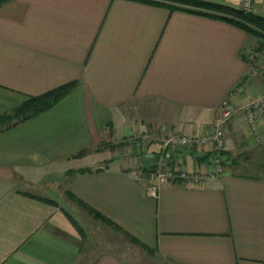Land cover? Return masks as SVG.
Masks as SVG:
<instances>
[{
  "label": "crops",
  "instance_id": "0c3cea01",
  "mask_svg": "<svg viewBox=\"0 0 264 264\" xmlns=\"http://www.w3.org/2000/svg\"><path fill=\"white\" fill-rule=\"evenodd\" d=\"M263 36L167 0L0 3V115L74 81L0 127V264H264V118L259 138L231 119L215 176L211 144L163 148L209 131L224 98L264 93L248 59ZM162 156L205 178L176 172L150 193Z\"/></svg>",
  "mask_w": 264,
  "mask_h": 264
},
{
  "label": "built area",
  "instance_id": "2783aa9c",
  "mask_svg": "<svg viewBox=\"0 0 264 264\" xmlns=\"http://www.w3.org/2000/svg\"><path fill=\"white\" fill-rule=\"evenodd\" d=\"M254 1L255 0H241L238 9H241L245 13H254ZM248 59L251 62L252 70L257 72L264 80V36L261 46L258 49H253L248 54ZM239 112H242L246 121L248 122L252 132L257 138L260 136L259 120L264 115V93L250 98L243 103L241 107H232L229 99L224 98L219 106L218 113L214 119L212 128L201 134H185L180 132H171L163 136V148L170 150L171 147H182L183 149L191 148L198 145L211 144L214 149L212 155L213 161L216 163V167L211 171V176L221 174L224 171L222 164L221 151L226 145V130L230 120ZM148 140V137H144ZM143 173L142 168H134L132 175L135 177L141 176ZM179 174L183 177H187L193 181H202L205 178V174L201 172L189 173L184 168H181ZM155 175L158 182L152 183L149 186V191L155 194L156 189L160 182L168 180L175 175L174 170L170 168L155 170Z\"/></svg>",
  "mask_w": 264,
  "mask_h": 264
},
{
  "label": "trees",
  "instance_id": "16d2710c",
  "mask_svg": "<svg viewBox=\"0 0 264 264\" xmlns=\"http://www.w3.org/2000/svg\"><path fill=\"white\" fill-rule=\"evenodd\" d=\"M5 0H0L2 3ZM169 2L177 3L181 6L189 7H203L206 9H212L216 11H221L230 15V19L235 21L239 25L246 28L248 31L253 33L264 32V15H259L255 13H245L241 9L234 8L228 5H222L217 3H212L204 0H167ZM74 81L68 82L52 89H49L46 92H43L39 95L29 96L22 104L13 109L11 112L4 113L5 116L15 117L12 124L7 125L9 127L21 120L27 119L31 116L41 113L47 108L54 105L59 101L64 95H66L73 87ZM1 114V115H4ZM82 171L92 170L91 168L81 169Z\"/></svg>",
  "mask_w": 264,
  "mask_h": 264
},
{
  "label": "rangeland",
  "instance_id": "374dc122",
  "mask_svg": "<svg viewBox=\"0 0 264 264\" xmlns=\"http://www.w3.org/2000/svg\"><path fill=\"white\" fill-rule=\"evenodd\" d=\"M11 112V111H10ZM9 113V112H8ZM6 114H4V115H0V127H5V126H7V125H9V124H12V122L14 121V119H16L15 117L13 118L12 116H10V117H8V116H5ZM261 118H264V115L261 117ZM231 121V120H230ZM228 127V126H227ZM227 131V130H226ZM145 139V138H144ZM145 142H148L147 140H145ZM147 144V143H146ZM166 150V149H165ZM182 150H184L182 147H171L170 148V150H167V151H169V152H172V151H182ZM212 161H213V159H212ZM213 164H214V166H212V167H216V163L213 161ZM223 164V163H222ZM175 165V163H173V161H171V159L170 158H168V157H164V156H162V159L158 162V167H157V169L158 168H161V169H166V168H170V169H173L174 170V173H175V175L178 173V175L179 176H181L180 174H179V171H180V169L181 168H184L185 170H186V168L184 167V165H183V163H176V166L177 167H175L174 166ZM224 166V165H223ZM135 168H137V167H135ZM215 168H213V170H214ZM187 171V170H186ZM177 172V173H176ZM174 175V176H175ZM173 176V177H174ZM153 177H154V183H156V182H158V179H157V177H156V175H155V171H154V173H153ZM173 177H171V178H173ZM183 177V176H182ZM171 178H169V179H171ZM184 178H186V179H188L187 177H184ZM165 181H167V180H165ZM165 181H163V182H160V183H164ZM150 263V262H149ZM135 264V263H134ZM150 264H152V263H150ZM154 264H160V263H154Z\"/></svg>",
  "mask_w": 264,
  "mask_h": 264
}]
</instances>
